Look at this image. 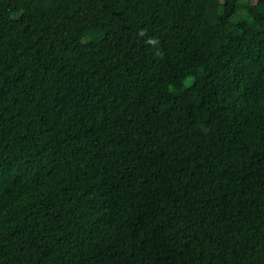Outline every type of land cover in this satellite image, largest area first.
<instances>
[{
  "label": "trees",
  "instance_id": "1",
  "mask_svg": "<svg viewBox=\"0 0 264 264\" xmlns=\"http://www.w3.org/2000/svg\"><path fill=\"white\" fill-rule=\"evenodd\" d=\"M0 264H264V0H0Z\"/></svg>",
  "mask_w": 264,
  "mask_h": 264
}]
</instances>
